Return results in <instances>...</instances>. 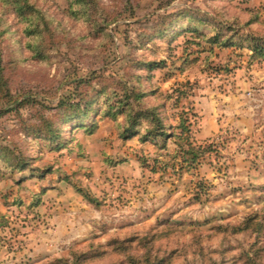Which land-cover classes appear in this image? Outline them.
Here are the masks:
<instances>
[{
    "label": "rangeland",
    "instance_id": "1",
    "mask_svg": "<svg viewBox=\"0 0 264 264\" xmlns=\"http://www.w3.org/2000/svg\"><path fill=\"white\" fill-rule=\"evenodd\" d=\"M0 264H264V0H0Z\"/></svg>",
    "mask_w": 264,
    "mask_h": 264
},
{
    "label": "trees",
    "instance_id": "2",
    "mask_svg": "<svg viewBox=\"0 0 264 264\" xmlns=\"http://www.w3.org/2000/svg\"><path fill=\"white\" fill-rule=\"evenodd\" d=\"M181 96H183V92L178 91V96H177L176 100H179ZM179 127L181 128V131H182L180 136L183 137L181 140L184 141L188 146H191V144H192L191 142H193V139L189 136V133H190V130H189L190 129V122H189L188 118H185L182 121V123H181V125ZM158 130L159 129L157 128L153 135L154 136H163L164 133L163 132H159ZM123 133L127 134V133H129V130L126 128L123 131Z\"/></svg>",
    "mask_w": 264,
    "mask_h": 264
},
{
    "label": "crops",
    "instance_id": "3",
    "mask_svg": "<svg viewBox=\"0 0 264 264\" xmlns=\"http://www.w3.org/2000/svg\"><path fill=\"white\" fill-rule=\"evenodd\" d=\"M238 123H239V124H238V125H239V126H238V129H240V128L242 127V128H241L242 131L245 130L243 126H240V125H242L241 122H238Z\"/></svg>",
    "mask_w": 264,
    "mask_h": 264
}]
</instances>
